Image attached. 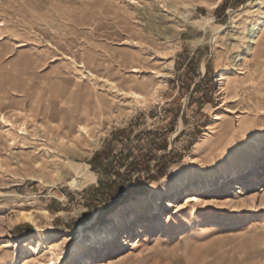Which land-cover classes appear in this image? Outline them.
Here are the masks:
<instances>
[{"label":"rangeland","instance_id":"374dc122","mask_svg":"<svg viewBox=\"0 0 264 264\" xmlns=\"http://www.w3.org/2000/svg\"><path fill=\"white\" fill-rule=\"evenodd\" d=\"M253 1L246 0L239 7L229 2L226 10H218L219 6L210 10L195 2L192 10L187 6L192 0H0V111L14 115L16 126L26 121L28 136L42 137L26 150L33 151L34 157L43 156L50 148L54 154L51 160L59 161L62 156L58 153H62L87 163L95 173L88 185L76 187L70 182L78 175L71 168L62 174L52 163L46 173L32 164L20 166L18 156L23 147L8 146L0 121V264H24L27 255L13 259L15 247L4 248L5 240L24 243L31 235L44 233L50 240L67 238L60 264H78L74 253L79 234L87 238L91 230H106L116 216V236L127 240L112 256L130 253L131 260L123 264H264V168L259 175H247L264 156V32L259 46L262 52L247 54L243 74L232 62L235 54L248 52L249 27L261 18L257 9L264 7V1L251 4ZM220 26L224 29L219 30ZM125 40L130 41L122 43ZM19 41L25 45L16 47ZM142 52L149 55L150 62L141 63L144 69L139 75H145L147 66L164 69L173 62L157 99L120 113L119 106L99 103L104 94L109 98L114 95L104 82H97L94 93L81 95L83 85L96 82L89 69L111 74L118 81L122 73H129L130 65L138 63L134 57ZM73 60L85 66L78 67ZM208 71L214 78L213 94H205L203 88L195 90ZM220 72L236 74L244 81L242 86L235 83L240 96L231 92L227 106L222 107ZM216 113L223 119L215 120ZM78 123H89V135L73 133L71 125L78 127ZM164 133L168 150L154 148L152 154L159 158L174 149L182 155L178 162L169 163L164 176L149 179L142 166L131 168L132 158L120 163V156L130 149L140 156L147 153L149 139L160 143ZM104 150L111 154L104 161L107 166L102 167L101 158L94 170L90 162ZM157 162L153 160L151 166ZM235 168L242 169L247 182V193L241 198L235 197L241 178L221 187ZM34 174L43 178H31ZM138 175L137 186L145 191L138 189L129 198L111 196L108 179L131 184ZM208 175L215 181L196 201L197 216H191L192 204L184 217L176 213L184 202L181 192L171 197L174 210L164 215L157 210L161 197L165 201L170 198L166 188L176 178L200 183ZM101 176L108 198L98 203L101 193L90 194L87 189L98 187ZM250 193H255V202ZM105 206L110 208L103 217L106 222L101 223L99 212ZM21 210L34 213L37 221L15 225ZM149 216L154 221L140 235L132 233L137 219ZM130 217H134L132 224L123 229ZM24 223L30 225V232L15 233V227ZM137 237L140 241L135 246ZM91 247L85 256L87 264L99 255V245ZM32 257L27 264H50L53 255L47 249L46 255Z\"/></svg>","mask_w":264,"mask_h":264},{"label":"bare ground","instance_id":"6f19581e","mask_svg":"<svg viewBox=\"0 0 264 264\" xmlns=\"http://www.w3.org/2000/svg\"><path fill=\"white\" fill-rule=\"evenodd\" d=\"M185 1H187V0H185ZM222 1L223 0H214V1L209 2L207 0H192V2H188L187 6H189V8H191L193 10L194 6H195L194 3L195 2H201V5L208 6L210 10H214L219 6V4ZM254 1H256L257 4H260L264 0H254ZM254 1L251 4H253ZM257 10H258L261 18L257 23H253V25L249 27L248 44L246 46V48L248 49V52L237 53L232 58V62L234 64L235 68L238 70L239 74L244 73V71H243L244 68L242 67V65H243L242 63L245 60H247V54L249 52H254L255 55H258L259 53L262 52L261 48L259 46L262 44L261 40H262V36H263V32H264V7H259ZM183 16L187 17V15H185V14H183ZM208 21H210V20H208ZM183 29L184 28H181V30H183ZM222 29H224V28L223 27L221 28V26H220L219 30H222ZM164 38H168V37L165 36ZM128 41H130V40H125L122 43H125V42L129 43ZM24 45H25V43H23L22 41H19L16 44V47H22ZM148 57H149V55L147 53H143V52L140 54V56L138 55V58L134 57L135 58L134 61H137L138 63H135L134 65H130L129 66V68H130L129 73H127V72L122 73L120 75V78L118 81L115 77H111V74L108 75L105 73H101L99 70H93V69L88 70V69H86V70H88L89 75L92 77V80L95 79L96 82L92 86L90 84L83 85L81 90H80L81 95H83L85 92L94 93L97 89V82L100 81V82H104L105 87L109 90L110 93H113L114 95H113V97L109 98V94H104L103 98L99 99V103L103 101V104H106L109 107H113V108L115 106H119V107H121V108H119L121 110L120 113L123 112L122 109H124V108H131L135 105H140V104L141 105H148V103L150 101L157 99V97L159 96V92H160L161 88L164 87V83L167 81V77L169 74L168 72L170 71L169 69H171V67L173 65V62H168L165 65L164 69H159L157 66H152V65L147 66L149 68V70H147L145 72V75H139V72H141L144 69V67H143V65H141V63L142 62H146V63L150 62V60L148 61ZM161 57H162V55H161ZM73 61H75V60H73ZM75 64L78 67L85 66V64L82 61H75ZM235 68H233V69L236 70ZM107 70H109V68H107ZM148 72H150V73H148ZM238 77L239 76L236 74H232V73H228V72H220L219 77L217 78L219 81L218 95H220V98L222 99L220 107H222V106L226 105V103H228L227 99H228V96L230 95L231 92L237 97L240 96V92H239L238 88L235 86V83L240 82V85L242 86L244 81H243V79H241V78L239 79ZM95 96L97 98H99L100 95H95ZM115 98H121V99L115 100ZM36 106H38V105H36ZM94 106H95V104H94ZM227 111L232 113L235 110H233V109L231 110V108H228ZM18 113H17V115H18ZM46 113L49 114L50 112L44 111V114H46ZM20 114H22V113H20ZM29 117H31V116H29ZM214 119L217 121H220L223 119V115L221 113H216L214 116ZM29 120H30V118H29ZM94 120H96V119H94ZM0 121L4 125L3 127L6 129V132H7L6 134H7V138H8V141H7L8 146L10 148H14L16 145L20 144L21 147H23V149L19 152V156H18L19 157L18 163L20 166L32 164V168L41 167L42 171H44V173H46L47 170H49V167H52V166H50L51 164H49V163H52L56 166V170H59L60 172H62V174H65L67 168H71V170L73 169L78 175L76 178H74L70 182L73 186H76V187L86 186L95 178V173L89 168L87 163H83V162L73 160L69 157L64 156V154H62V153L61 154L58 153V156H62L59 161L57 159L51 160L50 157L53 156L54 154L52 153L53 150L50 148L48 149L49 151H47L43 156L40 155V156H36V157H34V154L32 153L33 151H26L30 147L34 146L33 141L43 140L42 137L40 138L39 136H37V134H33L32 136H28V128L26 125V121H22L18 126H16V123L14 121V115L9 116L7 113H5L3 111H0ZM85 124H79L78 127H74V125H71V129L73 130V133H76L78 136L83 135V134L89 135V131H90L89 128L90 127L87 126L89 123L86 125ZM219 125H221V124H219ZM228 126H230V124ZM211 128H212V126H211ZM224 130L226 133H228V131H229L228 127L224 128ZM78 136H75V137H78ZM43 138H45V137H43ZM87 138H88V136H87ZM72 141H73V139H72ZM60 142H64V141L61 140ZM46 144H47V141H46ZM53 145H55V144H53ZM69 145L74 147L75 143L71 142ZM50 146H52V145H50ZM55 147H58V146H55ZM34 149H36V148H34ZM39 149H46V148L39 147ZM55 151H57V150H55ZM263 164H264V156H262V163L253 164L251 169L248 171L247 175L251 176L253 173L256 175L257 174L259 175L260 171L264 168ZM0 166H1V164H0ZM175 167H177V165L174 166L172 169H174ZM242 175H243L242 169L241 170L236 169V168L233 169V175L227 174L225 176V181L221 184V187H225L227 185V183L230 184L234 179L241 178V180H238L240 182H238L235 186L237 189L235 197L241 198L242 195L244 196L247 193L245 191L247 182H246V179L242 177ZM31 178H33V179L39 178V180H40L41 178H43V176L39 177V176L34 174L31 176ZM183 179L184 178H176V180L173 182V184H171V186H168L166 188V193H167V195L170 196V198L167 201L163 200V198L161 197L159 202L156 203L157 210L162 211V215H164L168 211L174 210V203L172 202L171 197L176 196L181 192L185 195L183 197L184 202H181V204H179V207H178L176 213H180V215L184 217L185 211L192 204L193 209L191 212V216L192 217L197 216L198 210L196 208V203L201 200V197H200L201 194H204L208 190H210V188L212 187V182L215 181V178L213 176H209V175L204 182H200V183H193V182L186 183V181H184ZM187 187H189V188H187ZM262 191H264V189H262ZM249 197H250V200L252 202H255V200H256L255 193L254 194L250 193ZM177 199H179V198H177ZM242 202L247 203V200L243 199ZM45 211H46V209H45ZM154 215H155V212L152 213L150 216H154ZM150 216L138 218L137 220L139 222L135 226L134 232H132V233H137L140 235V233L143 231V229L148 227L154 221V219L150 218ZM133 218L134 217H130L125 223L122 224L123 229L126 227L124 225L128 226V225L132 224ZM135 219H136V217H135ZM33 221H37L36 215L34 213H32L28 210H21L15 219V225L18 223H21V222L23 223V222H33ZM117 221H119V218L116 216V217H114V219L110 223V225L107 226L106 230L103 229L105 231H103V230H100V231L91 230L90 233L87 235V238L84 237V234L82 232L79 234L78 239L79 238L80 239H79L78 244H77L78 246H75V253H74L76 256V259L79 260L78 264H87L86 262L89 259H85L86 258L85 257L86 252L90 248H92L91 246L94 244L99 245V249H98L99 255L94 259V261L92 263H89V264H123V263H126L129 260H131V258L129 256L130 253H127V252H121V253L117 254V256H112L113 255L112 253H114V251H117V246L124 245L126 243V240H127V238L122 240V238L119 239L117 237L118 235L116 236V234L118 232H117V229L115 227V223ZM126 236H128V234ZM65 239L67 240V238H65ZM65 239L58 238L56 240H50L49 236L46 233H44V234H38L37 236L31 235L30 238H27L26 242H24V243L17 241V240L12 242V240L7 239L3 242L2 246L4 248H9L12 246L15 247V257L13 258L15 260H17V258L18 259L20 258V254L27 253V255L23 258V262L25 260L24 264H27L30 260H32L31 258H33L32 257L33 255L36 259L40 255H46V250L50 249L52 251V255H53V257L50 259V261H51L50 264H60V263H62V260L65 258L64 252H62V250H63L62 246L66 243ZM69 239H72V238H69ZM136 239H137V241L135 242L136 243L135 246L140 241V240H138V237ZM106 252L108 254H105ZM30 253H31V255H30ZM105 255H107V256L105 257ZM11 256H10V258H12ZM84 259H85V261H84Z\"/></svg>","mask_w":264,"mask_h":264},{"label":"trees","instance_id":"16d2710c","mask_svg":"<svg viewBox=\"0 0 264 264\" xmlns=\"http://www.w3.org/2000/svg\"><path fill=\"white\" fill-rule=\"evenodd\" d=\"M246 0H224L223 3L218 7V10H226L228 8V4L229 2H232L233 6L232 7H239L240 5H242ZM214 78L211 76H209V71L207 72V74L205 75L203 81L201 83H198L195 87V90L198 91L200 88H203L202 90H205V94L210 93L213 94L214 90H215V86H214ZM162 137V142H156L153 138L149 139V143L147 144L148 149L147 153H142V155L140 156V152L135 153V151H133L132 149H130L125 156L123 157V154L120 156V160L122 163V159L123 161H125L126 158H132L130 161V166L131 168H138V165L142 166L143 170L147 171L149 179H159L162 176H164L167 172V168L170 162H178L181 159L182 155H178V151L176 150H171L168 153L163 154L161 157L156 158L153 154L152 151L154 148H157L159 150H168V142H167V133H164L161 135ZM111 157L110 151L109 150H104L101 152H97L94 157L92 158V161L90 162L92 164V167L95 170L96 167V161L100 160L102 158V161L100 162L102 164V167H106L107 163H104L105 160H108ZM147 157V158H146ZM144 158V161H142V159ZM153 160H158V162L156 163V165L154 167L151 166V163ZM110 166H112V163H109ZM153 170L155 171L154 173ZM141 175H138L133 183L131 184H125L123 181H119V180H111L108 179L107 182H110V187H112L111 191L112 194L111 196L116 195V197H124L125 198H129L131 196V193H136V191L143 192L145 191V188L141 189L140 186H137L138 181L141 179L140 177ZM103 177L101 176L99 178L100 180V185L98 187H96L95 185H91L89 186V188L87 189V193H94L95 191H98L101 193V195H98L99 197L97 198L99 201L98 203H103L104 200L106 201V199L108 198L107 194H106V190L105 188H103L104 186H106L104 179H102ZM111 180V181H110ZM139 187V188H138ZM123 193H125L123 195ZM109 206H105L104 208H102L99 212V217H100V222L101 223H105L106 222V217L105 219L103 218L105 214H107L109 212ZM23 231H27L30 232V225L28 223H24V224H19L15 227L14 232L15 233H20L22 234ZM19 234V235H20Z\"/></svg>","mask_w":264,"mask_h":264}]
</instances>
